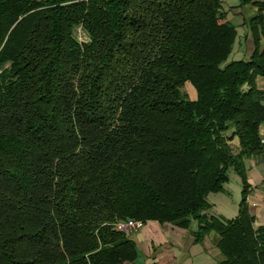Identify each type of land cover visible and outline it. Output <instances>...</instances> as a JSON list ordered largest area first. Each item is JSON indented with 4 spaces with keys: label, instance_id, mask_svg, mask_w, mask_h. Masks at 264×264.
<instances>
[{
    "label": "trees",
    "instance_id": "obj_1",
    "mask_svg": "<svg viewBox=\"0 0 264 264\" xmlns=\"http://www.w3.org/2000/svg\"><path fill=\"white\" fill-rule=\"evenodd\" d=\"M241 1L258 8L249 58L223 67L240 35L220 0H0V264H135L127 220L264 264L247 167L264 156V2ZM231 170L226 219L209 196Z\"/></svg>",
    "mask_w": 264,
    "mask_h": 264
},
{
    "label": "rangeland",
    "instance_id": "obj_2",
    "mask_svg": "<svg viewBox=\"0 0 264 264\" xmlns=\"http://www.w3.org/2000/svg\"><path fill=\"white\" fill-rule=\"evenodd\" d=\"M254 15L255 12L253 7L249 6L243 7V12L238 15L237 19H234V15H231L228 19L238 28L240 36L237 38L232 55L228 61L222 65L223 67L233 61L247 60L249 58V55L244 56L243 54L238 53L237 42L239 41L238 45L240 46V43L245 41V34L247 30L249 31L248 26L244 28L240 25H242L244 21L248 22ZM75 38L82 43L90 41L89 34L82 26L76 29ZM250 48H252V46H250ZM259 86L260 88H264V81H259ZM183 92L187 94L190 100L197 99V92L190 83L185 85ZM231 144L234 148H238L239 143L237 139H235ZM252 162H254L255 165H252ZM247 167L250 183L252 185V192L249 196L248 204L252 215L256 216L259 224L262 220H264V156L263 159L257 157L250 159L247 161ZM229 176L230 181L227 185H225V192L220 194H211L209 196L210 203L214 205L211 214L218 217H224L226 219H232L238 214L239 205L242 200V185L239 176L236 175L233 170H231ZM257 205L259 207H257ZM255 213L257 215H255ZM193 228L197 229V226H194ZM138 231H135L136 233L134 236L139 237L140 235H138V233H142L144 238L143 242H136L138 243L137 245L140 250L141 257L135 264L146 263V253L150 249L149 246H151V243H157L162 240L168 241L171 238L173 240L176 239L174 242L177 244L175 245L177 261L173 264H216L218 259L221 257L216 246L220 237L216 233L208 235L203 242L198 244L195 243L191 230L180 229L168 224L161 225L158 222L150 221L144 223L143 228ZM158 253L159 250L154 249L152 256L156 257ZM188 254L191 255V258H189ZM150 264L153 263L150 262Z\"/></svg>",
    "mask_w": 264,
    "mask_h": 264
},
{
    "label": "crops",
    "instance_id": "obj_3",
    "mask_svg": "<svg viewBox=\"0 0 264 264\" xmlns=\"http://www.w3.org/2000/svg\"><path fill=\"white\" fill-rule=\"evenodd\" d=\"M220 1L222 3V8L228 14L227 20L230 18L231 15H234L235 16L234 19H237L238 15L241 12H243V7L252 6V5H245V6L242 5V1L241 0H220ZM253 1L254 2H264V0H253ZM252 7H253V10H254L255 14H257L258 8L254 7V6H252ZM244 20H245V18H244ZM240 26H245V21ZM258 81H264V80H260L259 79ZM251 164L255 165L254 162H252ZM257 207H259V206L257 205ZM255 215H257V214L255 213ZM262 221H264V220H262ZM135 233L136 232H133L132 234H129L130 238L133 241L138 242V243L140 241L143 242V238L144 237H143L142 233H138V235H140L139 237H135L134 236ZM174 241H176V239L173 240L171 238L168 241L167 240H165V241L162 240V241H158L157 243H155V242L151 243V246H149L150 249L146 253V258L147 259H146V263L145 264H150V262H152L153 264H173L175 261H177V254H176V251H175V245H177V244ZM154 249L159 250V253H158V255H156V257L152 256V253H153ZM188 256H189V258H191L190 254H188Z\"/></svg>",
    "mask_w": 264,
    "mask_h": 264
},
{
    "label": "built area",
    "instance_id": "obj_4",
    "mask_svg": "<svg viewBox=\"0 0 264 264\" xmlns=\"http://www.w3.org/2000/svg\"><path fill=\"white\" fill-rule=\"evenodd\" d=\"M261 142L264 145V127L261 131ZM116 228L119 231L130 234L132 232L142 229L143 223L140 221H134V220L120 221L117 223Z\"/></svg>",
    "mask_w": 264,
    "mask_h": 264
}]
</instances>
